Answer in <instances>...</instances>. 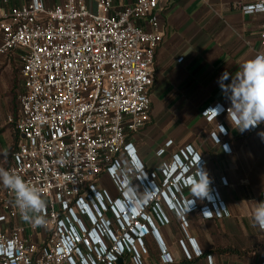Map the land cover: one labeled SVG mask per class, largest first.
Segmentation results:
<instances>
[{"label": "built area", "instance_id": "obj_1", "mask_svg": "<svg viewBox=\"0 0 264 264\" xmlns=\"http://www.w3.org/2000/svg\"><path fill=\"white\" fill-rule=\"evenodd\" d=\"M160 1L117 7L115 0H62L46 7L29 0L0 9V58L21 51L22 62L23 91L14 123L22 140L9 170L39 188L46 201V223L35 226L21 217L6 188L0 199V264H142V239L157 234L155 224L171 222L155 201L176 215L189 243V213L198 212L204 220L228 216L216 187L203 205L181 197L190 188L189 178L206 164L192 147L159 171L147 172L130 141L151 111L153 67L162 42ZM258 5L264 0L241 11L264 17ZM260 39L264 43V24ZM210 108L203 112L208 121L215 119ZM224 109L217 117L227 114ZM104 179L114 191L98 186ZM133 182L143 191L152 184L156 188L153 199L135 213L122 205ZM15 220L22 223L14 226ZM180 245L185 249L184 240ZM162 253L172 263L165 249Z\"/></svg>", "mask_w": 264, "mask_h": 264}, {"label": "crops", "instance_id": "obj_2", "mask_svg": "<svg viewBox=\"0 0 264 264\" xmlns=\"http://www.w3.org/2000/svg\"><path fill=\"white\" fill-rule=\"evenodd\" d=\"M53 7L62 0H40ZM255 0H161L157 12L162 42L153 67V86L149 93L151 111L144 128L130 138L139 161L147 172L159 171L171 164L173 156L192 147L203 159L213 178L228 216L204 220L198 212L187 215L185 238L180 220L164 210L170 224H155L157 234L142 241V264H264V231L254 227L252 213L264 196V141L255 132L232 126L227 114L208 121L203 112L217 105L230 107L219 84L221 75H231L242 65L264 54L260 39L264 17L246 16L241 7ZM29 0H0V9L9 11ZM136 0H115V6L134 4ZM21 51L0 58V167L9 170L12 154L22 137L15 128L19 115L18 97L23 91L20 77ZM231 82V76L225 83ZM223 127L220 133L219 127ZM215 134V137L212 135ZM172 144L167 147V143ZM227 144L230 151L225 152ZM164 150L162 155L159 151ZM225 179L227 184L222 183ZM106 183L104 179L103 184ZM111 191L113 187L105 184ZM139 192L143 189L133 182ZM6 187L0 183V199ZM175 197L180 195L172 190ZM167 198H173L167 192ZM181 197L203 205L190 188ZM22 221L15 220L17 226ZM185 241V249L180 241ZM172 258L167 263L163 250ZM137 251L140 249L137 247ZM185 251L191 260L186 258ZM119 264H123L122 261Z\"/></svg>", "mask_w": 264, "mask_h": 264}, {"label": "clouds", "instance_id": "obj_3", "mask_svg": "<svg viewBox=\"0 0 264 264\" xmlns=\"http://www.w3.org/2000/svg\"><path fill=\"white\" fill-rule=\"evenodd\" d=\"M257 10L264 11V5H258ZM230 76L231 82L225 83ZM218 84L225 98L230 101L227 118L240 133L250 131L264 123V54L245 62L235 75L225 71L219 78ZM209 110L215 118L225 111L223 105H217L207 111ZM257 135L264 141V131L258 132ZM224 150L229 151L227 145H224ZM133 163L137 169L141 167L137 159H134ZM0 183L13 193L15 206L25 221L35 226L45 225L46 221L42 213L46 208V201L42 198L39 188L26 183L16 172L2 167H0ZM212 183L213 178L201 165L195 176L188 180L193 197L200 200L211 199ZM127 191L129 193L127 201L122 202V205L131 211H138L153 199L156 188L152 184L143 192H139L137 188L130 185ZM252 223L254 227L264 231V202H256L252 213Z\"/></svg>", "mask_w": 264, "mask_h": 264}, {"label": "rangeland", "instance_id": "obj_4", "mask_svg": "<svg viewBox=\"0 0 264 264\" xmlns=\"http://www.w3.org/2000/svg\"><path fill=\"white\" fill-rule=\"evenodd\" d=\"M102 184H103V181H100L99 184H98V186H101ZM105 184H108L110 187H112V185L110 184V182L108 181V179H106V183ZM140 210H142V208ZM146 212H144V213L145 214H148ZM110 216H111L110 214L107 215V217H110Z\"/></svg>", "mask_w": 264, "mask_h": 264}, {"label": "bare ground", "instance_id": "obj_5", "mask_svg": "<svg viewBox=\"0 0 264 264\" xmlns=\"http://www.w3.org/2000/svg\"><path fill=\"white\" fill-rule=\"evenodd\" d=\"M119 209L122 210V208L119 206ZM122 212V211H121ZM132 213H135V211H132Z\"/></svg>", "mask_w": 264, "mask_h": 264}]
</instances>
